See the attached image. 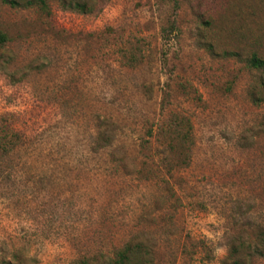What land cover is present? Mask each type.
Wrapping results in <instances>:
<instances>
[{
	"label": "rangeland",
	"instance_id": "1",
	"mask_svg": "<svg viewBox=\"0 0 264 264\" xmlns=\"http://www.w3.org/2000/svg\"><path fill=\"white\" fill-rule=\"evenodd\" d=\"M47 6L0 0V264H264V0Z\"/></svg>",
	"mask_w": 264,
	"mask_h": 264
},
{
	"label": "trees",
	"instance_id": "2",
	"mask_svg": "<svg viewBox=\"0 0 264 264\" xmlns=\"http://www.w3.org/2000/svg\"><path fill=\"white\" fill-rule=\"evenodd\" d=\"M37 2L44 10H48L47 0H37ZM75 6L79 9H85L86 3L77 2L75 3ZM8 40L9 38L7 34L0 30V48L5 47ZM249 63L252 67L264 68V59L258 57L257 55L250 58ZM103 123L105 128L97 132V138L95 141L96 149L113 148L115 145L116 135L114 133V129L111 127L113 126V123H111L110 120H104ZM183 128H185V124L183 125V123H180L179 121H177V123L173 121L166 127H163V130L161 131L168 138L165 144H168L171 154L176 153L178 149H183L184 143L188 142V139H190L189 133L184 131ZM149 132L150 135L153 134L152 130ZM150 143V140L145 139L141 143V146L142 148L148 150L150 149ZM2 146L5 147L3 143ZM144 246L145 245L142 242L135 243L134 241H131L117 248L111 255H108L107 257L105 256V258L104 256L102 257V255L97 257L86 256L75 264H147L146 257H148L150 253L146 248H144ZM4 264L12 263L10 261H5ZM234 264H239L238 260H236Z\"/></svg>",
	"mask_w": 264,
	"mask_h": 264
}]
</instances>
